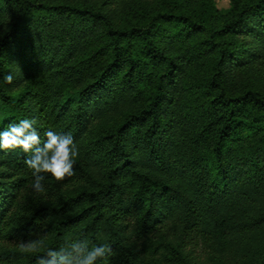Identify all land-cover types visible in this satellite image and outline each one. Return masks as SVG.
Here are the masks:
<instances>
[{
    "label": "trees",
    "instance_id": "obj_1",
    "mask_svg": "<svg viewBox=\"0 0 264 264\" xmlns=\"http://www.w3.org/2000/svg\"><path fill=\"white\" fill-rule=\"evenodd\" d=\"M228 1L0 0V131L79 149L42 193L0 150V264L85 239L108 264H264V0Z\"/></svg>",
    "mask_w": 264,
    "mask_h": 264
},
{
    "label": "clouds",
    "instance_id": "obj_2",
    "mask_svg": "<svg viewBox=\"0 0 264 264\" xmlns=\"http://www.w3.org/2000/svg\"><path fill=\"white\" fill-rule=\"evenodd\" d=\"M2 82L12 84L13 76L4 75ZM35 119H23L17 124L8 126L0 131V150L21 149L31 153L24 164L31 171L33 180L31 188L35 193L45 191V175L48 174L55 181L73 176V165L79 155V149L70 133L60 134L53 130L45 132L42 143L37 132ZM17 247L23 254L37 253L46 247L44 237L32 240H21ZM113 255L109 244L91 245L85 240L72 241L67 248L54 250L47 248L37 260V264H108Z\"/></svg>",
    "mask_w": 264,
    "mask_h": 264
},
{
    "label": "rangeland",
    "instance_id": "obj_3",
    "mask_svg": "<svg viewBox=\"0 0 264 264\" xmlns=\"http://www.w3.org/2000/svg\"><path fill=\"white\" fill-rule=\"evenodd\" d=\"M213 4L221 13L227 12L230 8L228 0H213Z\"/></svg>",
    "mask_w": 264,
    "mask_h": 264
}]
</instances>
